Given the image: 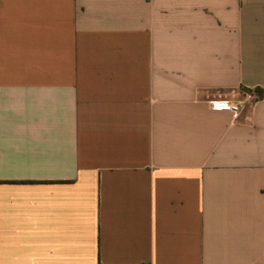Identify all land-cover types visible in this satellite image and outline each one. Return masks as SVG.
I'll return each instance as SVG.
<instances>
[{
  "label": "crops",
  "instance_id": "crops-1",
  "mask_svg": "<svg viewBox=\"0 0 264 264\" xmlns=\"http://www.w3.org/2000/svg\"><path fill=\"white\" fill-rule=\"evenodd\" d=\"M0 264H264V0H0Z\"/></svg>",
  "mask_w": 264,
  "mask_h": 264
},
{
  "label": "built area",
  "instance_id": "built-area-1",
  "mask_svg": "<svg viewBox=\"0 0 264 264\" xmlns=\"http://www.w3.org/2000/svg\"><path fill=\"white\" fill-rule=\"evenodd\" d=\"M214 110H226L231 111L234 115H238L241 111V106L237 104H230L227 102H215L212 104Z\"/></svg>",
  "mask_w": 264,
  "mask_h": 264
}]
</instances>
